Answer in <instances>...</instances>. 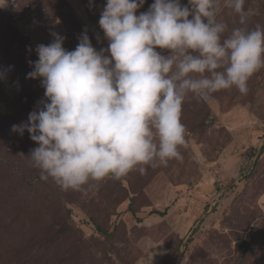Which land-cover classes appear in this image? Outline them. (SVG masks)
<instances>
[{
	"label": "rangeland",
	"instance_id": "374dc122",
	"mask_svg": "<svg viewBox=\"0 0 264 264\" xmlns=\"http://www.w3.org/2000/svg\"><path fill=\"white\" fill-rule=\"evenodd\" d=\"M105 5L0 0V71L8 69L0 79V264H264V68L246 94L233 87L186 97L182 160L91 182L98 186L86 193L41 180L31 166L38 144L12 126L44 99L42 78H27L35 48L55 32L74 50L85 30L93 47L107 48L98 24ZM244 8V26L264 28V0ZM217 18L229 30L242 26L224 0ZM241 239L252 250L244 253Z\"/></svg>",
	"mask_w": 264,
	"mask_h": 264
},
{
	"label": "clouds",
	"instance_id": "9594fccd",
	"mask_svg": "<svg viewBox=\"0 0 264 264\" xmlns=\"http://www.w3.org/2000/svg\"><path fill=\"white\" fill-rule=\"evenodd\" d=\"M144 3L106 0L98 24L107 48L93 47L86 30L71 51L55 32L36 46L27 78H42L44 99L12 131L38 144L28 157L41 180L86 193L91 182L182 160L186 97L246 94L264 68V28L244 26L245 0H224L242 25L231 30L217 18L219 0H154L137 14Z\"/></svg>",
	"mask_w": 264,
	"mask_h": 264
},
{
	"label": "water",
	"instance_id": "95a60500",
	"mask_svg": "<svg viewBox=\"0 0 264 264\" xmlns=\"http://www.w3.org/2000/svg\"><path fill=\"white\" fill-rule=\"evenodd\" d=\"M236 244L243 248L244 253L252 250V246H251L250 242H248L246 239H241V240L237 241Z\"/></svg>",
	"mask_w": 264,
	"mask_h": 264
},
{
	"label": "trees",
	"instance_id": "16d2710c",
	"mask_svg": "<svg viewBox=\"0 0 264 264\" xmlns=\"http://www.w3.org/2000/svg\"><path fill=\"white\" fill-rule=\"evenodd\" d=\"M262 149H264V143H263V145H262ZM157 213H159V212H157ZM159 214L163 215L164 213L161 212V213H159Z\"/></svg>",
	"mask_w": 264,
	"mask_h": 264
}]
</instances>
